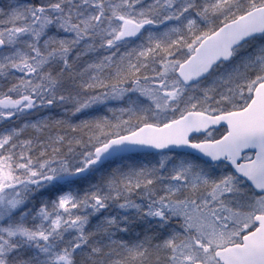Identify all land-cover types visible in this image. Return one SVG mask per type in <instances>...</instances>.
I'll return each mask as SVG.
<instances>
[{"label":"snow or ice","instance_id":"snow-or-ice-1","mask_svg":"<svg viewBox=\"0 0 264 264\" xmlns=\"http://www.w3.org/2000/svg\"><path fill=\"white\" fill-rule=\"evenodd\" d=\"M0 264H264V0H0Z\"/></svg>","mask_w":264,"mask_h":264}]
</instances>
